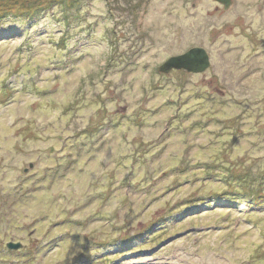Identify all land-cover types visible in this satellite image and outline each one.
<instances>
[{"label": "rangeland", "instance_id": "obj_1", "mask_svg": "<svg viewBox=\"0 0 264 264\" xmlns=\"http://www.w3.org/2000/svg\"><path fill=\"white\" fill-rule=\"evenodd\" d=\"M0 264H264V0H0Z\"/></svg>", "mask_w": 264, "mask_h": 264}, {"label": "water", "instance_id": "obj_2", "mask_svg": "<svg viewBox=\"0 0 264 264\" xmlns=\"http://www.w3.org/2000/svg\"><path fill=\"white\" fill-rule=\"evenodd\" d=\"M214 1L221 5L225 11L231 6V0ZM210 64L209 55L204 49L192 48L181 55L178 54V56L167 59L157 70L160 74H169L171 71H182L188 74L200 75L209 70ZM31 167L30 165L29 168ZM7 248L9 250H16L19 248V245L9 244Z\"/></svg>", "mask_w": 264, "mask_h": 264}]
</instances>
